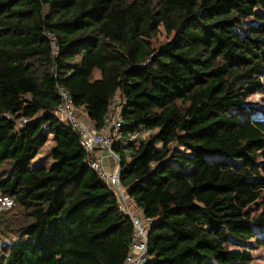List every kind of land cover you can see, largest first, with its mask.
<instances>
[{
	"label": "trees",
	"instance_id": "1",
	"mask_svg": "<svg viewBox=\"0 0 264 264\" xmlns=\"http://www.w3.org/2000/svg\"><path fill=\"white\" fill-rule=\"evenodd\" d=\"M161 29L172 38L154 47ZM57 85L97 128L117 95L124 136L153 132L113 145L122 185L152 219L146 264L254 261L264 0H0V193L14 200L0 226L18 234L0 264H124L133 224L57 116ZM50 140L51 163H36ZM15 210L24 218L4 224Z\"/></svg>",
	"mask_w": 264,
	"mask_h": 264
},
{
	"label": "built area",
	"instance_id": "2",
	"mask_svg": "<svg viewBox=\"0 0 264 264\" xmlns=\"http://www.w3.org/2000/svg\"><path fill=\"white\" fill-rule=\"evenodd\" d=\"M54 40V37H52ZM149 61V59L147 60ZM61 100L56 108L57 116L68 122L81 134V145L86 152L88 165L96 171L98 176L110 186L118 198L119 210L127 214L133 224V238L130 250L124 264H146L148 254V231L152 219L147 217L139 208L136 201L130 196L121 182L120 158L113 150L116 141L137 140L150 136L153 132L141 128L124 136L121 128L124 127V120L121 106H116L118 96L112 99L110 109L105 116L104 124L97 128L92 122L85 123L80 116L79 108L75 105L70 91L64 85H57ZM27 120H24L26 122ZM98 150H103L113 161V168H108L98 155ZM14 206V200L8 195L0 193V212L6 211Z\"/></svg>",
	"mask_w": 264,
	"mask_h": 264
},
{
	"label": "rangeland",
	"instance_id": "3",
	"mask_svg": "<svg viewBox=\"0 0 264 264\" xmlns=\"http://www.w3.org/2000/svg\"><path fill=\"white\" fill-rule=\"evenodd\" d=\"M172 37L167 36L164 29H161L160 34L157 36V38L154 39L153 45L154 47H160L163 43H166L171 40ZM252 102H261V96L260 95H254L250 99ZM116 106L118 105V101H116ZM80 112V111H79ZM54 146V141L50 140L44 147L40 149V153L38 155V158L36 160V163H39L41 161H45L47 165L51 163V150ZM17 212V216H12L10 218V212H7L3 216V220L5 221L4 224H9L10 227H16L17 224L21 221V219L24 218L23 212H18V210H15ZM14 212H11V214ZM17 232L14 229H10L8 226L2 225L0 226V244L12 242L14 239L16 240L18 238ZM255 255V259L251 264H264V246L258 247L256 250L253 251Z\"/></svg>",
	"mask_w": 264,
	"mask_h": 264
},
{
	"label": "crops",
	"instance_id": "4",
	"mask_svg": "<svg viewBox=\"0 0 264 264\" xmlns=\"http://www.w3.org/2000/svg\"><path fill=\"white\" fill-rule=\"evenodd\" d=\"M80 111V116L81 119L85 122V123H89L91 122L90 119L88 118L87 114L85 112ZM98 155L101 157L103 163L108 167V168H113V161L111 158H109V156L107 154L104 153L103 150H98Z\"/></svg>",
	"mask_w": 264,
	"mask_h": 264
},
{
	"label": "water",
	"instance_id": "5",
	"mask_svg": "<svg viewBox=\"0 0 264 264\" xmlns=\"http://www.w3.org/2000/svg\"><path fill=\"white\" fill-rule=\"evenodd\" d=\"M122 166H123V164H122V162L120 161V164H119L120 169H122Z\"/></svg>",
	"mask_w": 264,
	"mask_h": 264
}]
</instances>
